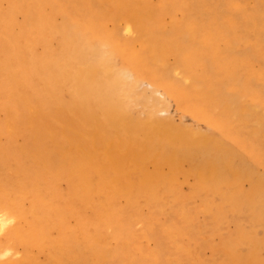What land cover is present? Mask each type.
<instances>
[{"label": "bare ground", "instance_id": "6f19581e", "mask_svg": "<svg viewBox=\"0 0 264 264\" xmlns=\"http://www.w3.org/2000/svg\"><path fill=\"white\" fill-rule=\"evenodd\" d=\"M8 1L25 15L10 36L0 7V255L10 264H264V10L174 0L189 6L187 20L155 35L147 21L159 11L135 0L120 16L142 46L129 54L135 68L120 67L61 0ZM114 1L71 0L78 11L114 10ZM105 18L89 16L99 28ZM49 40L62 52L35 59L32 46ZM172 97L205 128L174 123ZM172 205L178 223L162 221Z\"/></svg>", "mask_w": 264, "mask_h": 264}, {"label": "rangeland", "instance_id": "374dc122", "mask_svg": "<svg viewBox=\"0 0 264 264\" xmlns=\"http://www.w3.org/2000/svg\"><path fill=\"white\" fill-rule=\"evenodd\" d=\"M135 0H115L113 4L114 10L109 7L108 10L102 11L95 8L94 10H88V11H78L75 9L73 3L71 0H61L62 3L65 4V6L69 9L67 10L72 17L73 20H75V23L77 26L80 27V29L84 32H89L91 35L96 37L106 48L111 47L113 51L116 53V60L120 67L128 66L129 63L134 65L129 60V54H132L134 50L139 51L142 46L140 45V40L136 37V35H133L131 33L127 32L126 29V23H125V17L122 19L121 14L125 12V14L128 13L127 8L130 7V4H132ZM122 2H125L126 4H122ZM231 9L239 14H243L242 12H246L247 9L245 3H243L242 0L237 1L235 5H233L230 0L227 2ZM123 6H122V5ZM13 5V4H12ZM145 5H151L154 6L158 11V16L150 19L147 21L148 26L150 28V31L158 35L164 30L168 29L170 25L178 26L183 21H186L188 18L187 12H189V6L186 2H176L174 0H145ZM247 7H252L254 9L260 8L264 10V6L261 4V0H251L249 4H247ZM0 7L3 9H9L10 17H8L7 20V28L6 32L11 36L17 33L15 28V22L17 24L23 22L25 12L22 13H16L11 9V4L8 0H0ZM14 7V6H13ZM48 12V9L43 10L37 14L36 18V24L40 23L42 16ZM81 12V13H80ZM104 13L106 18L101 24V28L96 27L95 24H93L89 20V16L96 17L97 14ZM246 16L245 14H243ZM249 23V21L247 20ZM41 26L42 24H38ZM118 29V36L117 39L113 36V30ZM201 40H204V36H201ZM55 48H58L60 52L62 50L60 49L57 42L49 40L45 42H38L37 44H34L31 48V52L33 53V57L35 59L39 58L42 54H45ZM10 58V57H9ZM18 64L25 65L26 61H24L22 58L17 59ZM174 62V57L170 56L169 63ZM136 68V66L134 65ZM182 85H184L182 83ZM145 88H148V85L144 86ZM41 97L43 100H45V103H47V96L41 94ZM4 98V97H3ZM0 98V105L3 104L4 99ZM171 101L169 102L170 105V116L173 118V122L179 123V121L184 120L190 125L199 126L201 128H205V122L204 120L200 119L199 117L193 116L191 111H182L179 105V102L177 98L172 97ZM191 99H193L191 97ZM192 101V100H190ZM135 112H138L142 117L145 116V114H141V108L138 105H135ZM162 114V113H161ZM168 113L163 112L162 116H167ZM174 122V123H175ZM261 171H264V168L261 167ZM189 191V185L183 186V192L188 193ZM194 204H191L190 207H193ZM176 206L172 205L166 208L165 215L162 217V221L167 220L168 222H176L178 223V218L176 217ZM205 221L208 224V228L206 229L205 233L207 235H211V228L213 227V221L210 217H201V222ZM160 223L157 224L159 226ZM231 225V224H230ZM226 225L224 226L225 230H229L230 227L233 228L234 226ZM206 241L203 242L202 245H205ZM16 247V246H15ZM202 258L210 260L212 258L211 250L207 247L203 248L201 251ZM0 264H10V257L6 256L4 254L0 255Z\"/></svg>", "mask_w": 264, "mask_h": 264}]
</instances>
